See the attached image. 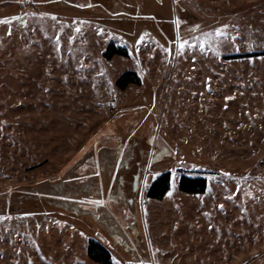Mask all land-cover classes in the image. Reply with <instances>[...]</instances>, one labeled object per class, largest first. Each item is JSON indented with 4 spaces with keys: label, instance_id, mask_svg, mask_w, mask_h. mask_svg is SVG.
<instances>
[{
    "label": "rangeland",
    "instance_id": "374dc122",
    "mask_svg": "<svg viewBox=\"0 0 264 264\" xmlns=\"http://www.w3.org/2000/svg\"><path fill=\"white\" fill-rule=\"evenodd\" d=\"M263 53L264 0H0V264H264Z\"/></svg>",
    "mask_w": 264,
    "mask_h": 264
},
{
    "label": "trees",
    "instance_id": "16d2710c",
    "mask_svg": "<svg viewBox=\"0 0 264 264\" xmlns=\"http://www.w3.org/2000/svg\"><path fill=\"white\" fill-rule=\"evenodd\" d=\"M115 55L127 57L128 53L123 48L110 46L104 54L105 58L108 59H111ZM262 55H264V53ZM251 56L259 55H249V57ZM236 58H240V56L230 57V59ZM131 84L140 85V79L135 72H127L119 79V81H117V85L122 89L127 88V86ZM170 183V173H164L159 176L150 186L147 193L148 198L154 200H163L170 190ZM179 188L182 192L187 194H203L207 188V181L204 178H190L187 176H182L180 179ZM88 255L96 262L110 264V254L108 250L95 240L90 241Z\"/></svg>",
    "mask_w": 264,
    "mask_h": 264
},
{
    "label": "crops",
    "instance_id": "0c3cea01",
    "mask_svg": "<svg viewBox=\"0 0 264 264\" xmlns=\"http://www.w3.org/2000/svg\"><path fill=\"white\" fill-rule=\"evenodd\" d=\"M113 136L115 137V134L114 133H107L106 132V135H102V136H100L98 139H96L94 142H92L93 143V146L97 149V147H98V145H100L101 144V146L102 147H100L101 149L100 150H106L107 151V153L108 154H110V155H112L111 156V158L113 159L112 160V163L111 164H100V162H99V155H97V152L95 153V157H94V168H93V170L92 171H90L89 173H88V175L86 174V176L85 175H83V176H81V177H86V178H89V179H93V178H101L102 179V189H107L108 190V192L107 193H105L104 194V196H101V195H98V196H96L97 197V199H96V201H102L105 205H107V199L109 198V196L111 195V192L113 191V183L115 182V176L117 177L121 172H120V170H123L124 169V167L126 166V164H127V162H128V160L129 159H131V158H133L134 159V156H132L131 154H126L127 152H126V150H125V148H121V149H119V150H121L120 151V155L117 157V160H114V159H116V158H114V148H110V146L113 144V141H112V138H113ZM114 139V138H113ZM97 140H98V142H97ZM100 141H101V143H100ZM116 144V143H115ZM99 148V147H98ZM116 148V147H115ZM117 150V149H116ZM97 151V150H96ZM113 153V154H112ZM134 155V154H133ZM125 156V158H124V161H123V157ZM108 162H109V160H108ZM128 165V164H127ZM89 166V165H88ZM83 168H86V165H84V167ZM107 168H109L110 169V173H108V175H107V177L106 176H104V177H102L101 175H103V173L106 171V170H104V169H107ZM84 171H86L85 169H83ZM69 177H70V175H69ZM77 176H75V178H76ZM81 177H78V178H81ZM182 176H180V178H181ZM75 178H68V180L65 182V183H67V185H69V184H71V182L72 181H74L73 179H75ZM77 178V179H78ZM118 178H119V176H118ZM171 179H172V177H171ZM94 180V179H93ZM104 180L105 181H107V183H105L104 182ZM97 182H99V181H93V183L95 184V183H97ZM153 184V182H151L149 185H147L146 187H145V191L148 193V190H149V188H150V186ZM97 185H99V183H97ZM170 191V190H169ZM169 193V192H168ZM168 193L166 194V196L164 197V199L165 198H167V196H168ZM100 196V197H99ZM112 196V195H111ZM147 199L148 200H150V201H155L154 199H150V198H148V196H147ZM163 199V200H164ZM66 200L69 202V200H74V199H69L67 196H66ZM92 204V206L93 207H98V206H102L103 204L102 203H94V202H92L91 203ZM106 207H108V206H106ZM94 212L96 211V209H92ZM97 212V211H96ZM68 213V212H67ZM69 213H71V212H69ZM103 229V228H102ZM148 229H149V226H148ZM147 237H148V242L150 241V234H149V231H147ZM94 240V239H93ZM151 242V241H150ZM101 244V243H100Z\"/></svg>",
    "mask_w": 264,
    "mask_h": 264
},
{
    "label": "snow or ice",
    "instance_id": "6c2138e0",
    "mask_svg": "<svg viewBox=\"0 0 264 264\" xmlns=\"http://www.w3.org/2000/svg\"><path fill=\"white\" fill-rule=\"evenodd\" d=\"M53 18H55V17H53ZM196 27H198V26H196ZM225 27H226V26H225ZM215 34H216L217 36L226 35V33L222 32L221 29H217ZM205 35H206V36H211L212 33H206ZM186 44H187V41H180V42H179V48H180L181 50H183V48L185 47ZM200 46H201L202 48L205 46V45H204V41H201V42H200ZM94 203H102V201H94ZM221 207H222V206H221Z\"/></svg>",
    "mask_w": 264,
    "mask_h": 264
}]
</instances>
